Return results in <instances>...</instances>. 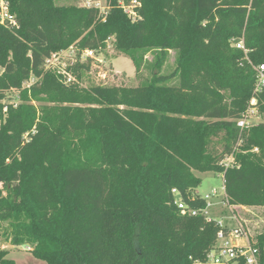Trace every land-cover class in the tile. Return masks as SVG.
<instances>
[{"label":"trees","instance_id":"16d2710c","mask_svg":"<svg viewBox=\"0 0 264 264\" xmlns=\"http://www.w3.org/2000/svg\"><path fill=\"white\" fill-rule=\"evenodd\" d=\"M139 1L142 20L132 22L118 0H107L105 17L57 0H5L18 26L0 25V99L15 89L20 103L0 116V223L10 222L12 246L47 264L204 262L220 226L177 205L207 208L196 172L222 174L229 205L264 207V92L231 47L243 39L264 64V0ZM111 38L134 63L135 51H156L148 84L83 87L92 59L67 67L70 83L46 69L53 54H98ZM171 50L177 68L166 76ZM253 98L262 121L242 131ZM256 241L264 264V233ZM8 255L0 250V264H16Z\"/></svg>","mask_w":264,"mask_h":264},{"label":"rangeland","instance_id":"374dc122","mask_svg":"<svg viewBox=\"0 0 264 264\" xmlns=\"http://www.w3.org/2000/svg\"><path fill=\"white\" fill-rule=\"evenodd\" d=\"M86 0H57V5H82ZM1 2V0H0ZM1 8V6H0ZM114 38H111L107 43V48L97 54V58L92 60L91 69L85 75L82 86L91 87L94 85H102L107 87L113 86H127L139 87L146 85L153 77V65L155 62V50L148 52L141 50L135 51L133 56L136 58L134 63L130 56L119 53L114 48ZM231 41V47H233ZM76 61L84 62L77 54L72 53L69 49L60 52L56 64L60 69H67L69 65ZM178 52L169 51L166 63L162 69V74L170 76L175 73L177 68ZM2 69L0 68V73ZM178 78L174 77L167 82V85H178ZM11 100L14 103L17 101V95L12 94ZM199 178L202 179V185L196 190V194L202 197L210 196L208 202L210 208L208 213L212 218L223 217L225 224H231L230 227H235L238 224H245L242 219L247 220L253 235L264 233V211L253 210L251 212H244L241 209L230 208L225 202L224 180L222 174L214 172H196ZM0 189L2 185L0 184ZM198 193V194H197ZM241 217V218H240ZM10 222L0 223V250L4 245H11L10 243ZM27 246L12 247L10 250L9 259H15L18 264H47L42 260L36 259L33 254L26 250ZM35 261V262H33Z\"/></svg>","mask_w":264,"mask_h":264},{"label":"built area","instance_id":"2783aa9c","mask_svg":"<svg viewBox=\"0 0 264 264\" xmlns=\"http://www.w3.org/2000/svg\"><path fill=\"white\" fill-rule=\"evenodd\" d=\"M119 5L125 12V14L131 19L132 22H138L142 20L140 14V9L142 8V3L139 0H118ZM0 25L6 27L18 26L15 19L9 15L8 6L5 0L0 2ZM82 6L86 8H94L99 10L101 16H106L109 12V7L107 0H86ZM233 41V40H231ZM233 47L241 51L245 59L250 63L251 67L255 73V94H261L264 92V64L255 65L250 60V50L245 46L244 40H234ZM72 53L77 54V57L80 56L81 60L86 61L87 59L95 60L97 58V52L93 50H85L81 53H78L76 49L71 47L69 49ZM80 54V55H79ZM60 53L53 54L51 58L46 61V69L57 70L62 74L66 83H70L73 78L70 74L67 73L66 69H60L56 64L57 58H59ZM33 83V80L24 84L23 88H29ZM17 95V101L20 102V93L15 89H11L5 93V98L0 99V116L6 118L9 106L17 107L19 104L14 103V101L8 102L11 100V95ZM2 107V108H1ZM262 121V117L256 107V99L253 98L250 102V107L245 112L243 118L237 121V127L242 131L248 130L253 126L258 125ZM0 120V127H1ZM240 142L239 144H241ZM258 152V149L254 150ZM235 158L230 156L224 161V167L226 169L234 167ZM173 194L179 197V192L174 190ZM226 197V196H225ZM207 202V208L203 211L189 209L186 204L181 200H177V205L181 210L183 215L189 214L196 216L198 214H204L209 219H212V216L209 215L208 209L210 208V203L208 199L210 196L203 197ZM226 204L230 208H235L237 206H231L228 203V200L225 198ZM236 209V208H235ZM220 230L217 234V239L215 245L208 252L207 258L204 262L200 264H261L260 263V250L257 247L256 237L251 233L249 227L246 224H238L235 227L225 226L221 221H218ZM31 247L27 246L26 250L31 251Z\"/></svg>","mask_w":264,"mask_h":264},{"label":"crops","instance_id":"0c3cea01","mask_svg":"<svg viewBox=\"0 0 264 264\" xmlns=\"http://www.w3.org/2000/svg\"><path fill=\"white\" fill-rule=\"evenodd\" d=\"M197 194H198V193H197ZM198 195H200V194H198ZM200 196H201V195H200ZM235 208H237V209H241V210L244 211V212H246V211H247V212H251V211H253V210H263V211H264V207H243V206H237V207H235ZM240 218H241V217H240ZM215 219H217L218 221H221L225 226L230 227V225H231V224H225L224 221L222 220L223 217H219V218L215 217ZM242 220H243V222L249 227V223H248V221H247V220H244V219H242ZM249 229H250L251 233L253 234V232H252V230H251L250 227H249ZM12 247H14V246H12V245H4V246L1 247V248L5 249V250L9 251L8 258L10 257V250H11ZM11 260L15 261L16 264H18V262H17L15 259H11ZM33 262H35V261H33Z\"/></svg>","mask_w":264,"mask_h":264}]
</instances>
